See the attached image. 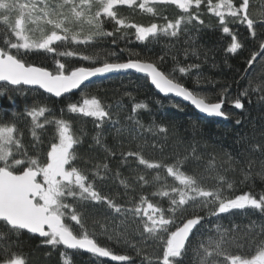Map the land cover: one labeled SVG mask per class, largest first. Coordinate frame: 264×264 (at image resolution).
Here are the masks:
<instances>
[{
    "label": "snow or ice",
    "instance_id": "1",
    "mask_svg": "<svg viewBox=\"0 0 264 264\" xmlns=\"http://www.w3.org/2000/svg\"><path fill=\"white\" fill-rule=\"evenodd\" d=\"M120 6H127L133 12L138 9L163 22L147 25L132 22L120 15ZM157 6H175L180 14L169 19L160 14ZM202 8L216 18L222 34L230 37L226 53L235 55L244 48L235 26H244L249 37L258 41V50L252 51L245 61L242 78L249 77V70L258 58L264 60V39L258 35V28L264 31V14L259 19L253 18L250 0H0V100H7L10 105L0 104V251L5 253L0 264H27L23 254L8 253L10 247L19 246L24 234L40 238L42 246L53 250L63 247L97 259L107 258L116 264H135L132 256L117 254L112 247L101 245L96 234L87 229L89 209L99 207L105 208L108 215L94 219V225L107 240L134 249L136 255L142 257L141 264L145 261L147 264H185L190 253L191 264H264V220H252L243 228L235 223L224 227L212 221V218L218 221L223 214L246 210L264 217V194L225 195L226 190L233 188L226 173L235 171V164L239 163L230 154H225L227 159L220 165L223 173L217 169L215 155H210L205 171L208 178L215 181L214 187H206L195 172L189 174L182 170L190 157L196 161L202 159L195 154V148L182 158L177 154L171 163H165L146 159L143 148L138 145V151L119 154L122 164H127L129 158L137 162V168L131 170L129 177L122 178L119 168L113 173L109 163L92 164L91 158L80 155L85 133H77L73 123L63 115L57 118L47 105H26L22 112L15 107V96L23 94L22 86H34L56 98L79 90L80 99L69 102L66 111L93 120L99 131L92 137L89 150L102 149L106 161L108 157L116 158L117 152L104 143L103 129L105 125H117L119 120L113 119L112 105H106L88 91L93 78L130 70L141 73L159 93L179 97L200 113L224 119L229 118V113L224 111L225 104L243 110L242 98H249L251 103L250 91L264 101V75L259 82L249 79L248 87L236 98L229 99L225 87L218 93L219 99L213 101L208 94L187 87L175 75L176 72L187 75L191 69H198V64L178 66L166 73L157 63L140 59L138 53L119 61L108 59L115 56V52L102 57L99 52L88 54L86 51L104 38H112L111 43L116 45L127 38L129 30H134L133 35L140 42L176 38L188 30L186 26L193 24L199 26L196 28L199 31L205 26ZM107 24L112 25L111 30ZM31 55L50 56L54 67L29 62L27 57ZM132 55L136 58H131ZM61 58L79 59L87 65L71 66ZM164 59L159 57L161 62ZM196 83H200V77ZM124 95L135 100L131 92ZM122 107L123 104L117 102L116 108ZM141 109L147 110L148 105L134 102L131 112L138 114ZM60 111L63 113L65 109ZM5 114L13 119L7 120ZM20 117L30 120L31 141L27 145L16 123ZM126 120L132 127L125 130L133 139L145 132L153 136L163 134L165 140L167 138L168 129L163 125L146 126L133 115ZM235 123L240 125L242 121L236 119ZM49 125L54 126L55 134L45 148L40 131ZM115 131L119 135L122 129L117 127ZM144 145L148 146L146 139ZM150 146L161 151L164 147L155 140ZM250 151L264 154V144L251 145ZM81 161L85 166L91 164V168L81 167ZM255 163L249 159L246 167L241 168L246 179L253 175ZM260 165L261 170L255 175L264 177V159ZM139 166L153 170L154 175L149 178L138 170ZM112 176L123 187V196L129 197L125 203H118L97 187L98 181ZM166 177H171L175 183H167ZM137 185L141 192L130 197ZM146 187L154 190L146 193L143 191ZM156 197L166 198L167 208L155 203L153 198ZM130 237L139 239L134 242ZM149 241L159 248L154 257L142 255V248L137 247L138 243L143 245ZM246 246L252 249L250 254H233L229 250L230 247L243 250ZM60 256L62 264H70L67 251H61Z\"/></svg>",
    "mask_w": 264,
    "mask_h": 264
},
{
    "label": "trees",
    "instance_id": "2",
    "mask_svg": "<svg viewBox=\"0 0 264 264\" xmlns=\"http://www.w3.org/2000/svg\"><path fill=\"white\" fill-rule=\"evenodd\" d=\"M263 6L264 0H250V12L253 18L259 19L263 14ZM157 8L161 15H167L169 19H175L180 14L175 6H157ZM201 11L203 13L201 18L205 21V26L200 27L199 31H196L199 26L193 24L186 26L188 30L182 32L176 38L161 37L158 41L140 42L135 39L134 30H129L127 38L118 41L116 45L111 43L112 38H104L98 41L95 46L87 47L86 51L88 54L99 52L102 57L108 52H115L116 55L108 57V59L119 61L127 60L132 53H138L140 59L157 63L166 73H171L178 66L198 64L200 67L191 69L187 75L181 76L179 72H176L175 75L187 87L208 94L213 101L219 99L218 93L225 87L228 88L229 99H234L248 87L249 79L259 82L260 77L264 75V60L258 58L253 68L249 70V77L242 78L246 67L245 61L250 57L252 51L258 50V41H254L249 37L244 26H235L234 30L238 33V39L244 44V48L235 55L226 53L225 48L230 42V37L222 34L217 26L216 18L207 13L206 8H202ZM119 13L132 22L145 25L154 21L163 22L149 14L141 13L138 9L133 12L127 6H120ZM106 27L109 30L112 29L111 24H107ZM258 35L264 39V31L259 28ZM69 47H78L81 50L85 48V46L75 45H69ZM186 49L188 51L187 56H185ZM161 56L165 57L164 62L159 60ZM131 58L135 59L136 56L132 55ZM27 59L38 66H45L50 69L54 67L53 59L50 56L45 58L43 55H31ZM61 59H65L71 66L87 65V62L79 59ZM197 77H200L198 85L196 83ZM88 91L90 94L99 97L106 105H112L113 119L119 120L117 125H105L103 129L104 143L117 152L116 158L108 157L105 161L106 153L98 147L90 151L89 144L92 143V137L99 130L95 128L91 118L70 114L66 111L69 102H76L80 99V91L56 98L41 89L22 86L20 92L23 94H16L15 107L19 112H22L26 105H47L57 118L63 115V118L73 123V128L77 133H85L84 142L79 149L80 155L91 158L92 164L97 162L109 163L113 173L119 168L122 178L129 177L131 170L137 168V162L134 158H129L127 164H122L119 154L127 151H138V145L143 148L142 154L146 159L165 163H171L177 154L182 158L195 148V154L202 157V159L196 161L190 157L183 165L182 170L189 174L195 172L197 178L202 179L206 187L215 186V181L209 179V174L205 171L210 155H215L217 169L223 173L220 165L227 159L225 154H230L239 163L235 164V171L226 173L227 179L233 182V188L226 190L225 195L235 196L245 192H251L257 196L264 194V177L255 175L256 172L261 170L260 161L264 159V154L250 151L251 145L264 144V101H260L257 94L249 92L251 103L248 102L249 98H242L245 103L243 110H236L230 104H225L224 111L229 113V119L225 121L206 118L191 106L176 98L161 96L152 87L147 77L133 73L95 80L89 85ZM125 92H131L135 100L133 101L125 96ZM117 102H121L123 107L117 109ZM134 102L145 103L148 105V109H141L138 114H133L131 108ZM0 104L10 107L7 100H0ZM174 105L180 107L177 108ZM61 109H65V111L61 113ZM129 115L136 116L146 126L152 123L165 126L168 129L166 140L163 134L153 136L147 132L143 133V136L133 139V135L125 130L132 127L131 123L126 120ZM5 118L7 120L13 119L10 114H5ZM236 119H241L242 123L237 125L235 123ZM16 123L24 133V143L29 144L31 141L30 120L20 117L16 120ZM117 127L122 129L119 135L115 131ZM54 134L55 128L51 125L40 131L41 138L45 142V148ZM145 139L148 141V146L144 145ZM154 140L164 145L162 151L159 148L150 146ZM249 159L255 160L256 163L252 168L253 175L246 179L241 168L246 167ZM80 166L91 168L92 165L85 166L81 161ZM224 167H227V165H224ZM138 170L148 175L149 178L154 175L153 170L144 169L143 166H139ZM161 174L166 176L163 171ZM212 175L214 176L215 172ZM166 179L169 184L175 183L171 177H166ZM97 187L101 188L105 195L114 197L118 203H125L129 199V197L123 196L124 189L115 176L103 182L98 181ZM153 190L152 187L143 189L144 192L149 194ZM140 192L141 189L137 185L135 192L130 193V197L138 196ZM153 201L159 203L161 207L167 208L168 206L166 198L156 197L153 198ZM104 215H108V213L103 207L89 209L86 218L87 229L96 234L101 245L112 247L117 254L130 255L135 264H141L142 257H138L134 249L125 246L123 243L117 245L114 241L107 240L101 234L100 228L94 225V219H99ZM252 220L261 221L264 220V217L253 210H246L223 214L218 221L217 218H212L213 223L218 222L224 227H231L235 223L240 225L241 228L248 225ZM130 239L135 242L139 238L130 237ZM137 247L142 248V255L147 254L154 257L159 252V248L153 245L151 241L143 245L138 243ZM229 250L233 254H250L252 251L248 246L243 250L235 247H230ZM61 251H67L70 264H116V262L110 260L97 259L84 252L65 250L63 247L53 250L50 247L42 246L40 238L31 234L22 235L19 246H12L8 249V253L23 254L27 259V264H62ZM47 253L51 254L47 255ZM4 256L5 253L0 251V260ZM191 258L190 253L185 264H191ZM145 264H147L146 261Z\"/></svg>",
    "mask_w": 264,
    "mask_h": 264
},
{
    "label": "water",
    "instance_id": "3",
    "mask_svg": "<svg viewBox=\"0 0 264 264\" xmlns=\"http://www.w3.org/2000/svg\"><path fill=\"white\" fill-rule=\"evenodd\" d=\"M263 14H264V6H263ZM130 73H133V74H137V75H141V76H144L145 77V75L144 74H141V73H136V72H134V71H128V72H121V73H111V74H108L107 76H105V77H98V78H93V81H95V80H98V79H102V78H108V77H110V76H116V75H122V74H130ZM149 80V79H148ZM149 82H150V80H149ZM151 84V83H150ZM26 87H30V86H26ZM33 88H35L34 86H32ZM152 87L155 89V87L152 85ZM42 90V89H41ZM158 93H159V91L157 90V89H155ZM43 91V90H42ZM77 91H79V90H74V92L73 93H75V92H77ZM44 92V91H43ZM48 94V93H47ZM71 94V93H70ZM161 96H163V97H173V98H176V99H178V100H180V101H182V102H184V103H186V104H188L189 106H191L195 111H197L200 115H202V116H204V117H206V118H215V119H220V120H228V119H224V118H221V117H215V116H208L207 114H204V113H200L198 110H196L195 108H194V106H192L189 102H186V101H183L181 98H179V97H174V96H172L171 94L169 95V96H165L164 94H162V93H159ZM50 95V94H49ZM66 95H68V94H66ZM54 97V96H53ZM232 107V106H231ZM234 108V107H233ZM235 109V108H234ZM236 110H239V109H236ZM102 259H106V260H109V259H107V258H102ZM111 261V260H110Z\"/></svg>",
    "mask_w": 264,
    "mask_h": 264
}]
</instances>
